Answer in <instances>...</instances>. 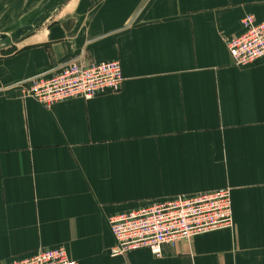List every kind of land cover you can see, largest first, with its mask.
Masks as SVG:
<instances>
[{
	"label": "crops",
	"instance_id": "1",
	"mask_svg": "<svg viewBox=\"0 0 264 264\" xmlns=\"http://www.w3.org/2000/svg\"><path fill=\"white\" fill-rule=\"evenodd\" d=\"M264 0H0V264H264V59L225 41ZM118 61V93L45 109L30 79ZM231 191L233 228L111 258L108 221Z\"/></svg>",
	"mask_w": 264,
	"mask_h": 264
},
{
	"label": "built area",
	"instance_id": "2",
	"mask_svg": "<svg viewBox=\"0 0 264 264\" xmlns=\"http://www.w3.org/2000/svg\"><path fill=\"white\" fill-rule=\"evenodd\" d=\"M241 34L225 41L236 67H247L264 59V22L252 16L241 21ZM118 61L89 65L66 64L49 75L30 79L25 94L45 109L69 100L89 101L118 93L123 85ZM115 244L111 258L147 249L160 258L164 246L209 233L233 228L231 191H217L180 196L164 202H153L135 210L113 216L108 221ZM7 264H77L63 248L39 251L33 256Z\"/></svg>",
	"mask_w": 264,
	"mask_h": 264
}]
</instances>
